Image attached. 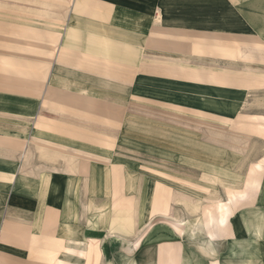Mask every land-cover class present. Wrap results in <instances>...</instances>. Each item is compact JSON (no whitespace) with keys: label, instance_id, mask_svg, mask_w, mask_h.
<instances>
[{"label":"crops","instance_id":"obj_1","mask_svg":"<svg viewBox=\"0 0 264 264\" xmlns=\"http://www.w3.org/2000/svg\"><path fill=\"white\" fill-rule=\"evenodd\" d=\"M8 1L0 264H264V153L208 133L264 124V0Z\"/></svg>","mask_w":264,"mask_h":264},{"label":"rangeland","instance_id":"obj_2","mask_svg":"<svg viewBox=\"0 0 264 264\" xmlns=\"http://www.w3.org/2000/svg\"><path fill=\"white\" fill-rule=\"evenodd\" d=\"M8 1V0H7ZM26 2V1H24ZM30 3V1H28ZM10 1H8V4H6L7 8H14V5H10L9 4ZM39 29V39H44L46 38V33L43 32V28H38ZM57 30V28H56ZM18 29L16 28V30H14L15 35L17 34ZM13 34V32H11V28H7V31L5 32V30H2V33H0V35H7V36H0V40H4L5 38H10L12 37L11 35ZM55 38L57 39V31L55 33ZM0 43H2L0 41ZM0 46H2L0 44ZM6 50L5 48L1 49V53L6 52L4 51ZM256 105H260V102L255 103L250 101V104H247L242 110V114L239 116H237L236 118H234L233 120L230 121V123H228L227 125L229 127L224 128L222 123H218L216 122L214 124V129L208 130V133L210 136H213L215 141L218 142H222V139L224 137H226L227 139H224L227 143L228 146L230 145L232 149H245V152L247 154V165H251L252 163L255 162L254 158H256L258 155H260V153H264V124L260 123L259 121L256 120V113H257V107ZM264 120V118H263ZM256 124H258V126L256 127ZM221 130H223V134L218 133V131L221 132ZM222 133V132H221ZM230 137V138H228ZM256 139H259L263 141V144H255ZM223 140V141H224ZM225 142V143H226ZM225 145V144H224ZM227 145V144H226ZM232 162V161H231ZM217 164H220V162L218 161ZM258 168H262L263 165H258ZM248 169V168H247ZM206 183L205 180L200 181V183ZM248 186H251L252 188L254 186H256L257 184H259V179L256 176V171L255 168H253L251 176L248 178L247 183ZM178 196H182L183 199H189L192 200V198L190 197V195L188 194H177ZM248 194L246 192H230V206L225 204V209L224 211L229 212V213H233L234 211V206L233 204L239 201V198H243L246 197ZM218 206H224L223 203H220ZM222 211V210H221Z\"/></svg>","mask_w":264,"mask_h":264},{"label":"bare ground","instance_id":"obj_3","mask_svg":"<svg viewBox=\"0 0 264 264\" xmlns=\"http://www.w3.org/2000/svg\"><path fill=\"white\" fill-rule=\"evenodd\" d=\"M162 2H163V0H162ZM176 6V5H175ZM180 6V5H179ZM185 6H190V5H185ZM224 6V5H223ZM209 7V6H208ZM167 9V8H166ZM179 9H181V8H179ZM168 10V9H167ZM182 10V9H181ZM262 32V31H261ZM222 132V133H221ZM221 132L220 131H218V133H220V134H223V130H221ZM187 156V155H186ZM195 158V157H194ZM214 174H215V176H213L212 178H211V180H210V182H213L214 184H222V181H223V177H222V169L220 168V169H218L217 167H216V169H215V171H214ZM228 179L230 180V179H232V178H227V182H228ZM12 181V180H11ZM231 182V181H230ZM149 183H150V181H149ZM234 183V179H233V182H232V184ZM88 254V253H87ZM95 254V253H94ZM94 257V256H93ZM96 262V261H95Z\"/></svg>","mask_w":264,"mask_h":264}]
</instances>
